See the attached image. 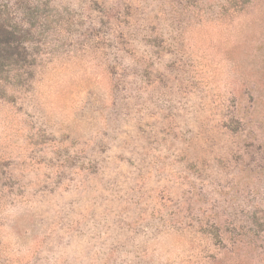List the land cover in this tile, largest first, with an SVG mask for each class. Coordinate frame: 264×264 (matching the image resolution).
<instances>
[{
	"label": "rangeland",
	"instance_id": "obj_1",
	"mask_svg": "<svg viewBox=\"0 0 264 264\" xmlns=\"http://www.w3.org/2000/svg\"><path fill=\"white\" fill-rule=\"evenodd\" d=\"M0 264H264V0H0Z\"/></svg>",
	"mask_w": 264,
	"mask_h": 264
}]
</instances>
